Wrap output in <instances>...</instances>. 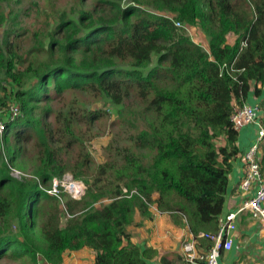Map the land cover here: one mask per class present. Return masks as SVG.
Listing matches in <instances>:
<instances>
[{"label": "trees", "instance_id": "16d2710c", "mask_svg": "<svg viewBox=\"0 0 264 264\" xmlns=\"http://www.w3.org/2000/svg\"><path fill=\"white\" fill-rule=\"evenodd\" d=\"M122 2L94 0L90 6L60 11L52 28L34 32L38 50H56L38 64L24 62L20 53L22 26L9 28L0 42V88L6 91L0 100L21 110L9 128L26 143L36 133L42 147L39 178L18 179L7 164H0V223L15 215L21 228V234L0 229V257L9 249L36 263L42 254L50 264H62L64 252L88 249L95 264H157L159 250L134 242L132 228L139 225L136 213L142 220L152 219L154 204L196 236L218 232L229 174L240 152L232 116L251 92L257 97L264 93V0H153L154 9L169 10L173 17ZM4 22L0 12V26ZM177 22L200 25L209 37V50ZM229 34L236 37L233 43ZM155 57L156 65L148 68ZM132 87L140 97H151L147 107L156 117L150 126L135 125L131 142L140 151L126 144L114 151L111 145L108 161L94 173L89 172V152L76 160L60 158L48 143L54 136L36 118L38 103L52 91L62 95L89 88L122 106ZM101 114L83 111L81 117L91 123ZM57 117L66 152L84 142L85 135L65 112ZM263 148L264 141V164ZM145 150L153 156L151 165ZM11 151L7 145L8 155ZM67 170L87 186L86 194L64 198L61 208L58 197L40 183L46 185ZM38 206L45 219L38 224L41 237L36 239L27 229L34 225L31 216ZM200 241L205 247L212 244L206 238ZM185 261L170 252L159 263Z\"/></svg>", "mask_w": 264, "mask_h": 264}, {"label": "rangeland", "instance_id": "374dc122", "mask_svg": "<svg viewBox=\"0 0 264 264\" xmlns=\"http://www.w3.org/2000/svg\"><path fill=\"white\" fill-rule=\"evenodd\" d=\"M94 3V0H87L86 2L81 0H0V12L5 17V22L0 26V42L6 36L9 28L16 25L22 26L23 33L19 37L20 53L26 60L27 63H35L41 61H47L51 59L50 55L56 50H51L46 47L44 51L38 50L39 39L35 35V31H39L41 28L46 27L52 28L54 24V16L62 10H72L75 7H86ZM123 4H134L140 8L147 9L152 12L160 14H166L168 16H174L169 10H157L154 9L155 5L153 0H138L137 3L130 0H123ZM48 20L50 26L48 25ZM186 29L188 34L193 40L203 47L209 50V37L200 25H189L183 24L182 26ZM234 34H229L228 39L231 43L235 40ZM157 58L153 59V62L148 68L156 65ZM0 80L3 81V75L0 73ZM160 83H163L160 82ZM5 86L11 87V84L2 83ZM169 89L171 84L167 83ZM136 87L129 88L126 90L124 97V105H116L110 99L106 98L100 91L84 89H70L64 92L62 95L56 94L52 91L49 97H45L43 101L38 103L36 109V118L39 120L42 127L46 130V133L52 134L54 139L52 143L48 137V143L55 149L58 150L60 158L66 159L71 158L78 159L84 152H89L92 156L90 165L92 170L89 172L94 173L95 170L101 165L108 161V147L112 145L114 151H120L124 144L132 148L134 151H140L137 146L131 142V137L136 130L135 125L150 126L156 121L154 114L148 109V103L151 97L142 98L136 92ZM5 90L0 88V96L5 95ZM261 109L262 122H264V100L259 102ZM11 102L7 101L5 104L4 100H0V110L4 111L7 107L10 108ZM90 110H99L101 115L98 118H94L89 123L86 117H81V114ZM65 112L69 118L72 119L73 127L76 131H81L83 136L82 141L78 142L68 149V152L64 149V137L61 125H59L57 114L59 112ZM75 114L81 119L79 123L75 117ZM0 117H3V113H0ZM19 118V115L16 116ZM1 122V121H0ZM87 122V124H86ZM5 132L0 137V164H7L8 170L11 175L18 179H34L39 178L37 175L39 166L41 164V152L42 147L38 135L34 134V140L32 143H26L22 139H16L13 137V130L9 128V125L5 126ZM8 140V142L6 141ZM14 140V141H13ZM13 141V142H11ZM7 145L12 147L11 154L7 153ZM84 151V152H83ZM3 152V153H2ZM18 152V156L14 154ZM149 160V165L153 160V156L150 150H145ZM15 156V157H14ZM65 175L54 176L52 181L46 185L40 183V187L46 189L53 195L58 197V203L61 208H65L64 198L72 197L80 199L86 194L85 184L74 177L72 171H65ZM38 180V179H37ZM58 180V181H56ZM62 180V181H61ZM40 182V180H38ZM81 184V185H79ZM83 184V185H82ZM65 192V196L62 193ZM64 194V193H63ZM36 205H41V201ZM100 205V203H97ZM156 208V205H152L151 208ZM153 218L151 220H142L139 213H136L135 218L138 226H133V231L136 233L134 242H157L159 241L161 247L172 252L176 251L175 254L181 255L178 250L181 251L182 244L185 242L184 237L181 241L179 235L176 238L175 244H167L173 242L172 236L167 234L170 230L176 231L175 227L163 217L158 216L153 212ZM34 221L27 229L28 233L34 236L36 239L41 237V231L38 224H41L45 219V212L38 206L37 214L31 216ZM65 218L62 219V224ZM1 231H8L14 234H21V228L18 220L13 215L6 221L0 223ZM176 234H178L176 232ZM168 236V237H167ZM164 239H167L164 241ZM37 241V240H36ZM179 241V242H178ZM178 242V243H177ZM257 243L250 246L252 249H257ZM7 254L0 257V264H50L42 254L38 255L37 263L33 261L29 256H20L12 253L7 249ZM11 253V254H9ZM168 254V253H167ZM166 254L159 253L155 258L156 261L161 260V257ZM182 256V255H181ZM62 264H95V255L88 249L80 251H66L63 254ZM260 259L256 258H243L240 264H258ZM185 262L184 264H187Z\"/></svg>", "mask_w": 264, "mask_h": 264}, {"label": "built area", "instance_id": "2783aa9c", "mask_svg": "<svg viewBox=\"0 0 264 264\" xmlns=\"http://www.w3.org/2000/svg\"><path fill=\"white\" fill-rule=\"evenodd\" d=\"M178 26L182 23L177 22ZM0 117V137L5 132V126L21 115V110L17 104L11 103L10 108L1 111ZM237 127L246 124L257 125V137L255 141L242 154V164L244 175L241 179L240 190L250 194L236 211H231L224 216H220L218 221V232L211 235L200 233L198 236L191 234L182 244V256L188 264H221V257L232 249L234 243V231L237 228V216L241 212H248L257 220L264 230V170L262 165L261 144L264 141V122H262L261 109L259 104H244L238 107L232 116ZM58 181V180H56ZM62 181V180H61ZM81 185V184H79ZM83 185V184H82ZM124 192H128L124 188ZM132 195V194H130ZM209 239L212 244L205 247L201 239Z\"/></svg>", "mask_w": 264, "mask_h": 264}, {"label": "crops", "instance_id": "0c3cea01", "mask_svg": "<svg viewBox=\"0 0 264 264\" xmlns=\"http://www.w3.org/2000/svg\"><path fill=\"white\" fill-rule=\"evenodd\" d=\"M250 94H251V96L249 97L250 99L245 104H248V103L249 104H259V102L264 100V93L261 97L255 96L253 92H251ZM238 128H239L238 129L239 130L238 147H239L240 152L236 155L234 159V163L232 165L231 172L229 174V181H228L227 190L225 194L224 211L221 214V216H224L231 211H236L241 206V204L244 202L246 197L250 195L247 193H243V191L240 190L241 179L244 175L243 164H242L241 159H242L243 152H245L247 148H249V146L255 141L257 137V125L246 124ZM263 151H264V148H263ZM262 165H263V170H264L263 153H262ZM151 210L152 212H154L160 217L164 216V218L168 220L176 228L175 229L176 231L170 230L167 233L172 236V238H169V239H172L173 242L169 244L165 242L166 245L175 244L177 241L176 238L178 235L180 237L179 245H181L183 243L181 241L182 237H184V241H185L192 234L188 228L180 227L177 224H175L171 220L169 215L161 213L155 207L151 208ZM152 218L154 220L155 218L154 215ZM176 232L178 234H176ZM233 236H234V243H233L232 249L226 254L222 255L220 259L221 264H240L243 258L260 259V262L258 264H264V230L262 229L260 223L257 220H255L251 216L250 213L241 212L238 214L237 228L234 231ZM166 240L167 239H164V241ZM137 243L139 244L146 243L147 245H151L154 248H157L159 250V253H164L166 255L167 253H170V251H166L161 247V244L159 241L152 242L150 244V242H145V241L140 242L139 240V242ZM254 243H257L256 244L257 249H253L251 251L252 248L250 246H252ZM175 252H177V250L174 252H172L171 250V253H175ZM178 252L182 255V251L178 250ZM157 264H160L159 261Z\"/></svg>", "mask_w": 264, "mask_h": 264}]
</instances>
